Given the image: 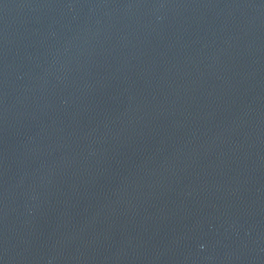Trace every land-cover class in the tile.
Instances as JSON below:
<instances>
[{
    "label": "water",
    "instance_id": "water-1",
    "mask_svg": "<svg viewBox=\"0 0 264 264\" xmlns=\"http://www.w3.org/2000/svg\"><path fill=\"white\" fill-rule=\"evenodd\" d=\"M0 264H264V0H0Z\"/></svg>",
    "mask_w": 264,
    "mask_h": 264
}]
</instances>
